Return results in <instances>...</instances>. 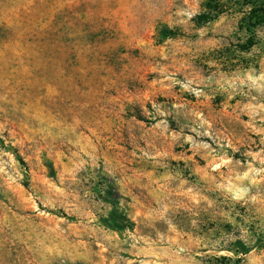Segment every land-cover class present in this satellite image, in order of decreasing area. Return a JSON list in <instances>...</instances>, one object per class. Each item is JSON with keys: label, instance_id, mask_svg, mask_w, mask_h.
<instances>
[{"label": "rangeland", "instance_id": "rangeland-1", "mask_svg": "<svg viewBox=\"0 0 264 264\" xmlns=\"http://www.w3.org/2000/svg\"><path fill=\"white\" fill-rule=\"evenodd\" d=\"M263 10L0 0V264H264Z\"/></svg>", "mask_w": 264, "mask_h": 264}, {"label": "trees", "instance_id": "trees-1", "mask_svg": "<svg viewBox=\"0 0 264 264\" xmlns=\"http://www.w3.org/2000/svg\"><path fill=\"white\" fill-rule=\"evenodd\" d=\"M262 11V8H259L258 11ZM258 11H255V17L257 19H259V21L261 19H264V15L259 13ZM264 11V10H263ZM174 32L170 31V30H163V35L164 36H169L172 35ZM249 46L253 45V42L250 40V42H248ZM104 224L108 227L113 228L114 230H117L119 232H121L124 228L126 227H130L129 225H131L132 223L128 220L127 216L123 215L122 213L117 216L114 220V223H110L107 220H103ZM251 250L250 247L245 246L244 247V253H248Z\"/></svg>", "mask_w": 264, "mask_h": 264}]
</instances>
